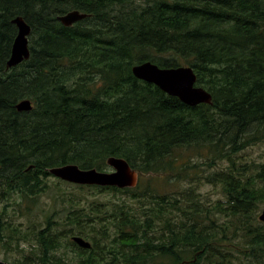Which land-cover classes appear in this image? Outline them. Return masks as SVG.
I'll list each match as a JSON object with an SVG mask.
<instances>
[{"label": "trees", "instance_id": "16d2710c", "mask_svg": "<svg viewBox=\"0 0 264 264\" xmlns=\"http://www.w3.org/2000/svg\"><path fill=\"white\" fill-rule=\"evenodd\" d=\"M72 10L88 16L65 26L58 17ZM19 15L33 28L31 55L8 69ZM145 61L192 66L213 103L190 106L137 78L133 67ZM24 99L31 110L17 109ZM256 146H264V0H0V199L18 206L49 187V168L109 170L111 156L140 177L135 187L78 185L124 197L72 211L66 244L52 216L44 226L31 220L35 253L13 262L264 264ZM146 175L188 186L179 196L157 183L142 189ZM203 183L222 189L213 206L200 198ZM5 212L0 241L22 232Z\"/></svg>", "mask_w": 264, "mask_h": 264}, {"label": "rangeland", "instance_id": "374dc122", "mask_svg": "<svg viewBox=\"0 0 264 264\" xmlns=\"http://www.w3.org/2000/svg\"><path fill=\"white\" fill-rule=\"evenodd\" d=\"M251 153L256 160H263L264 146H256ZM199 161H203V158H198V162ZM203 167L207 168L206 165ZM199 171L201 172V170ZM204 171L202 173H204ZM206 172H208V170H206ZM165 177L166 176L164 175H159L152 178V175H146L144 177L142 189L146 187L148 183H151L152 185L157 183L160 193L166 192L171 195L177 194L175 196H179V192L183 190L184 187L188 186V181H168L165 180ZM47 182L49 187L38 196L34 198L19 197L18 206L12 204L7 205L5 201L0 199V210L6 207V215L4 218H8L7 220H14L18 229L22 231L12 239L9 238L0 241L1 260L13 264L16 263L13 261L22 259L23 255L31 254L33 252L35 247V231L33 230V226L30 225L31 220H33L37 226H44L47 217L52 216L53 220L58 222L56 227L60 231L64 232L69 228H74V232L76 231L75 227L69 222L67 216L72 215L71 212L76 208L93 204L105 209L110 206L109 204L121 201L124 197V194L110 189L99 190L98 187L93 186H83V188H81L78 184L63 181L55 176L49 177ZM197 190L199 193H202L200 198L210 206H213L217 200L222 199L224 195L219 185L216 186L210 183H203L202 186H198ZM262 209H264V203L260 206L258 216ZM66 234L67 232L63 237H65ZM71 234H69V238ZM62 242L66 244L68 238L65 237ZM33 257L34 259L39 260L36 254H34ZM37 264L48 263L38 262ZM65 264H70V261L65 262Z\"/></svg>", "mask_w": 264, "mask_h": 264}, {"label": "water", "instance_id": "95a60500", "mask_svg": "<svg viewBox=\"0 0 264 264\" xmlns=\"http://www.w3.org/2000/svg\"><path fill=\"white\" fill-rule=\"evenodd\" d=\"M85 17V13L74 10L59 16V20L65 25H72L74 22ZM14 22L19 26V34L13 47L12 56L8 61L9 68L15 67L24 60L29 59L31 54L27 39L31 27L22 17H17L14 19ZM133 73L137 78L153 83L167 94L178 97L187 105L195 106L200 103H209L211 101V94L208 90L195 85L197 75L191 66L161 68L152 61H146L135 65L133 67ZM16 107L21 111H29L33 108V103L30 99H24L17 103ZM107 163L112 170L105 171L97 168L85 169L78 164L68 163L53 166L49 168V172L62 180L80 185L126 188L135 187L138 184L139 173L136 169L131 167L125 158L111 156L108 158ZM259 219L264 222V209L261 211ZM72 239L80 247L90 248L92 246L91 241L83 236L74 235ZM0 264H8V262L0 260Z\"/></svg>", "mask_w": 264, "mask_h": 264}, {"label": "bare ground", "instance_id": "6f19581e", "mask_svg": "<svg viewBox=\"0 0 264 264\" xmlns=\"http://www.w3.org/2000/svg\"><path fill=\"white\" fill-rule=\"evenodd\" d=\"M72 11H74V10H72ZM80 11V10H79ZM70 12V11H69ZM81 13H84V12H82V11H80ZM68 13V12H67ZM66 14V13H65ZM65 14H63V15H65ZM86 14V17L88 16V14L87 13H85ZM60 16H62V15H60ZM17 17H22L23 19H24V21L31 27V31H30V33H29V35L27 36V39H28V47H29V49H30V52H31V48H30V37H31V34H32V30H33V28H32V26L27 22V20L22 16V15H19V16H16V17H14L13 18V20H12V22H13V24H15L16 26H17V35H16V37H15V40H14V43H13V47H14V44H15V41H16V38H17V36H18V34H19V26H18V24L16 23V22H14V19H16ZM85 17V18H86ZM85 18H83V19H85ZM58 19H59V17H58ZM83 19H81V20H83ZM81 20H78V21H81ZM59 21H61V20H59ZM78 21H76V22H74L73 24H75V23H77ZM62 22V21H61ZM63 23V22H62ZM64 24V23H63ZM72 24V25H73ZM65 25V24H64ZM65 26H71V25H65ZM12 51H13V48H12ZM31 55V54H30ZM11 56H12V53H11V55H10V58H11ZM10 58L8 59V61L10 60ZM8 61H7V68L8 69H11V68H9L8 67ZM146 62V61H145ZM153 62V61H152ZM154 63V62H153ZM139 64V63H138ZM137 65V64H136ZM158 65V64H157ZM183 66V65H182ZM192 67V66H191ZM161 68H163V67H161ZM172 68V67H171ZM194 69V68H193ZM195 71V70H194ZM196 73V72H195ZM197 75V74H196ZM196 86H199L198 84H197V81H196V84H195ZM200 87H202V86H200ZM204 88V87H203ZM161 89V88H160ZM206 89V88H205ZM207 90V89H206ZM208 92L211 94V101L209 102V103H206V104H212L213 103V95H212V93L208 90ZM19 103V102H18ZM19 110V109H18ZM19 111H21V110H19Z\"/></svg>", "mask_w": 264, "mask_h": 264}, {"label": "flooded vegetation", "instance_id": "af4514ba", "mask_svg": "<svg viewBox=\"0 0 264 264\" xmlns=\"http://www.w3.org/2000/svg\"><path fill=\"white\" fill-rule=\"evenodd\" d=\"M9 264H11V263H9ZM13 264H20L19 262H16V263H13Z\"/></svg>", "mask_w": 264, "mask_h": 264}]
</instances>
